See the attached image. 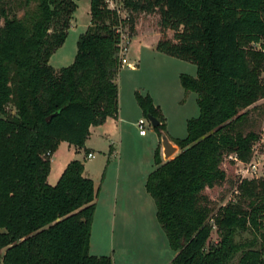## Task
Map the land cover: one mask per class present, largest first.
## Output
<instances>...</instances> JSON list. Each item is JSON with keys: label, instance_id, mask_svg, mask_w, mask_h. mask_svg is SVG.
<instances>
[{"label": "trees", "instance_id": "obj_1", "mask_svg": "<svg viewBox=\"0 0 264 264\" xmlns=\"http://www.w3.org/2000/svg\"><path fill=\"white\" fill-rule=\"evenodd\" d=\"M35 2L21 16L0 6L2 264H113L89 251L96 189L83 161L70 159L52 184L50 155L60 140L82 147L90 125L117 116V27L128 21L133 28L134 13L155 10L162 32L155 49L195 63L196 74L181 72L180 81L199 108L187 134L173 139L180 150L162 160L156 149L157 166L145 180L176 251L166 264H232L235 257V264H264V174L241 179L235 197L215 210L203 192L226 178L224 155L247 161L259 138L243 123L248 106L264 97V0H123L127 17L90 0V23L73 60L61 66L49 57L67 36L77 0ZM135 97L159 120L154 127L164 128L151 95ZM213 227L218 239L206 247ZM239 229H253L254 238L236 240Z\"/></svg>", "mask_w": 264, "mask_h": 264}, {"label": "rangeland", "instance_id": "obj_2", "mask_svg": "<svg viewBox=\"0 0 264 264\" xmlns=\"http://www.w3.org/2000/svg\"><path fill=\"white\" fill-rule=\"evenodd\" d=\"M35 4V0H30L27 6L24 5V0H0V6H5L18 16H21L25 9L33 8ZM89 7L90 0H77V6L71 18L67 36L64 42L53 51L50 58L51 64L66 65L73 60L77 48L78 35L90 23ZM119 14L122 17H127L128 10L125 6L120 7ZM1 22L2 18L0 17ZM120 29L125 34L124 44L126 46L133 35L139 36L138 38H132L130 43L132 48L126 52L129 59H132L141 51V45H154L156 37L161 36L159 12L158 10L136 12L134 13L133 28H130L129 22L126 21ZM164 33L171 37L173 30L168 28ZM141 53V60H137L134 69L129 67L124 60L118 70L116 79L123 95L125 94L126 97L128 94L130 95L132 104H134V101L137 102L135 91L142 95L146 93L154 95L155 100L160 103L159 107L163 114L165 127L156 129L141 108L140 117L147 118L145 130L148 133L147 135H140L138 126L130 122L132 119V121H135L138 118H133L136 114L130 104H128V106L124 105L125 112H127L125 114L126 123H124L126 125L127 138L122 142V145L119 144L118 136L105 134L103 131L104 127L100 123L93 124L90 134L84 141V145L79 147L82 149L80 152L74 151L72 143L60 140L55 149L56 151L54 150V154L50 155V158L59 159L62 162L70 153L71 155L73 153V156H83L87 146L90 145L96 151L91 163V166L95 167L96 160L105 159L104 156L108 154L111 143L114 146V150L111 153H114V155L108 156L112 160L115 155L118 156L119 151H122L119 154L122 158V166H125V170L129 171L130 177L135 179L136 182L138 181V184H134L136 190L139 189L136 192L138 195L137 199L128 203L126 209L121 213L119 210L115 211L113 217L111 213L108 219L106 218V212L100 207L97 208L93 214L89 243L90 252L110 255L113 259V264H166L175 254L176 251L170 246L167 235L157 218L153 197L146 190L144 184L142 191L139 183H141V179H146L148 172L155 165L154 154L156 146L162 144V135L166 134L172 139L185 136L187 134V120L197 116L199 113L196 93L192 90L184 89L180 81L181 72L191 75L196 74L195 63L159 51L158 55L155 56L150 55L148 49L145 51L142 49ZM261 77L264 79V66L261 71ZM263 118V112L262 114L257 112V115L248 116L243 123V130L254 129L259 134V138L253 143L251 158L244 161L235 158L233 153L224 155L221 166L225 169L226 178L212 187L203 189L214 210L220 204L235 197L237 192L236 184L241 179H258L263 176L264 129L261 127ZM154 132L158 134L157 139H152L151 135ZM175 145L177 146V144ZM249 162L255 164V167L250 166V170L245 173L246 175H243L244 173L241 170L249 166ZM56 166L57 164L53 163L52 169H49L48 178L53 179V182L48 180L49 183L56 182L58 176L53 177ZM261 231L264 232V227L261 228ZM254 233L253 229H239L235 234V239L248 241L254 238ZM217 239L218 232L216 227H213L206 247ZM260 240L261 237L258 235L255 246H260ZM2 251L3 249H0V264H2ZM236 261L237 257L233 259L232 264H235Z\"/></svg>", "mask_w": 264, "mask_h": 264}, {"label": "crops", "instance_id": "obj_3", "mask_svg": "<svg viewBox=\"0 0 264 264\" xmlns=\"http://www.w3.org/2000/svg\"><path fill=\"white\" fill-rule=\"evenodd\" d=\"M138 37H139L138 35H133L131 37V40H129L127 48H126L124 56H123L124 60L128 64V66L131 67L132 69H134L136 67L137 60L138 61L141 60L142 49H143V51L148 49L150 55H153V56L158 55V50L155 49V43H156V40L158 39V37H156L154 45L153 44L149 45V46L148 45L147 46L141 45V47H140L141 51L138 52V54H136V56L132 57V59H129L126 52L130 48H132V46L130 44L132 41V38H138ZM159 52H161V51H159ZM51 55L49 57V63H50ZM124 60L122 61V64L124 63ZM51 65L60 66L61 64L59 65L58 63H53ZM117 84H118V104H119L117 116L116 117L107 116L106 119L103 121V123H101V125L104 127L103 131L105 134H107L108 136H110L112 134L118 136L119 144L122 145V142L127 138V131L125 129L126 125L124 124V123H126V121H125L126 115L125 114L127 112H125L124 105L128 106V104H130L131 108L133 109V111L136 114V115H134L133 118H136V117L139 118L140 117L141 107L139 106V104H137L136 101H134L133 102L134 104H132V100H131L129 94L127 95V97L125 96V94L123 95V92H122L121 88L119 87L118 80H117ZM151 94H153V93H151ZM151 96H152L154 104L159 106L160 103H158L157 100H155L154 95H151ZM248 107H249V112H248L249 117H252L253 115H257V112H259V114H260V112H261V114L263 112V114H264V97L258 99L257 101H255L254 103L249 105ZM132 120L130 122H133L136 125L137 119H135V121H132ZM261 125H262L261 126L262 129H264V118H263V121L261 122ZM92 126L93 125H90V128H89L90 132H91ZM147 133H148L147 131H145L144 134L139 132L140 135H147ZM157 135L158 134H155V132H154L151 135L152 139H157V137H158ZM111 139H112V137H111ZM169 139L172 141L173 144H176L172 138H169ZM156 149H159V153H160L162 160H165V158L163 156L162 144L157 145ZM81 150H82L81 148H77L74 146V151L80 152ZM112 150H114V146L111 143V147H110L108 154L104 156L105 159L104 160L103 159L96 160L97 163H95L96 164L95 167H92L91 163H92V158L94 157L96 151H95V148L93 146H90V145L87 146V150L84 151L85 154H83V156H73V153H72V155L70 153V155L66 156V158L62 162L59 159H54L52 157L50 158V162H51L50 170L52 169L53 163L57 164L55 171L53 170L54 171V173H53L54 178L57 176L59 177L61 171L63 170L66 163L70 159L78 158V159L83 161V163H84L83 173L93 179L94 187L96 189V195L94 198V201H95L94 212L97 210V208L100 207L102 210H104L106 212V218L107 219L109 218L111 213H112V217H113V215H115V211L117 212L119 210L121 213L124 209H126L128 203L135 201L137 199V196H138L136 192H137V190H139V189L136 190V187H134V184L135 185L138 184V181L136 182L135 179L130 177V174H128L129 171H126L125 170L126 167L122 166V158H121V156H119V154L122 151H119L118 156L115 155V157H113V160H112L109 157L110 155H114V153H111ZM55 151H53L52 154H54ZM177 151H178V145H177V149L174 152L173 156L177 153ZM88 152H91V155H87ZM156 166H157V164L155 163V165H154V167H152V169H154ZM102 170H103V172H102ZM48 177L49 176L47 175V180L53 182V179L48 178ZM145 180L146 179L143 178V179H141V183H139V186L141 187L142 191H143V184L145 185ZM91 227H92V224H91ZM89 243H90V239H89ZM90 253H92V252H90ZM93 254H96V253H93ZM97 255H99V254H97Z\"/></svg>", "mask_w": 264, "mask_h": 264}, {"label": "built area", "instance_id": "obj_4", "mask_svg": "<svg viewBox=\"0 0 264 264\" xmlns=\"http://www.w3.org/2000/svg\"><path fill=\"white\" fill-rule=\"evenodd\" d=\"M104 2L106 4V6L112 8V9H115L118 12V14L120 12V7L121 6H124L123 0H104ZM120 27H121V25H119L117 27L118 31L120 32V41H119L120 51H119V53L122 56V61H123L124 60V57L123 56H124V53H125V50H126V47L127 46L124 44L125 34L121 31ZM146 121H147V118L146 117H139L137 119V121H136V125L139 128V132L142 133V134H144L145 131H146L145 130ZM87 155H91V152H88ZM234 157L237 158L236 156H234ZM250 166L251 167H255V164H251L249 162V166L244 167L243 170H241L244 173L243 175H246L245 173L250 170Z\"/></svg>", "mask_w": 264, "mask_h": 264}, {"label": "water", "instance_id": "obj_5", "mask_svg": "<svg viewBox=\"0 0 264 264\" xmlns=\"http://www.w3.org/2000/svg\"><path fill=\"white\" fill-rule=\"evenodd\" d=\"M147 117L150 119L152 125H156L157 123H159V120L151 113H148ZM47 119H49V116H47ZM162 147L163 156L165 159L169 158V156H171V154H173L177 149V146L172 143V141L166 134L162 135Z\"/></svg>", "mask_w": 264, "mask_h": 264}]
</instances>
